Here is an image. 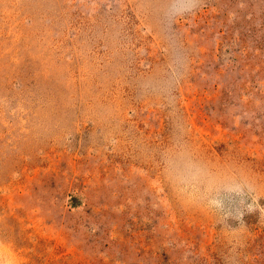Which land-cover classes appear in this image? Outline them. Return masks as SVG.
Wrapping results in <instances>:
<instances>
[{"label":"rangeland","instance_id":"obj_1","mask_svg":"<svg viewBox=\"0 0 264 264\" xmlns=\"http://www.w3.org/2000/svg\"><path fill=\"white\" fill-rule=\"evenodd\" d=\"M0 264H264V0H0Z\"/></svg>","mask_w":264,"mask_h":264}]
</instances>
